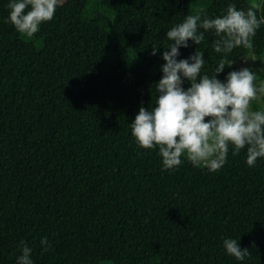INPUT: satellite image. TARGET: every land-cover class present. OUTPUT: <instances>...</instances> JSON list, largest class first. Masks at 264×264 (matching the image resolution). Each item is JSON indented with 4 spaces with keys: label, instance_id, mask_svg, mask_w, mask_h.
<instances>
[{
    "label": "trees",
    "instance_id": "1",
    "mask_svg": "<svg viewBox=\"0 0 264 264\" xmlns=\"http://www.w3.org/2000/svg\"><path fill=\"white\" fill-rule=\"evenodd\" d=\"M229 2L247 7L62 0L27 37L5 23L0 0V264H15L20 240L34 264H264V159L249 167L242 149L216 171L183 157L165 170L157 149L138 147L128 128L152 101L161 72L148 70L163 63L166 30L186 14L218 15ZM205 36L177 58L202 49L211 75L222 54ZM251 40L252 49L226 54L233 63L219 79L248 52L264 51V25ZM258 75L264 80V70ZM41 236L51 243L46 252ZM224 237L249 256L226 255Z\"/></svg>",
    "mask_w": 264,
    "mask_h": 264
},
{
    "label": "clouds",
    "instance_id": "2",
    "mask_svg": "<svg viewBox=\"0 0 264 264\" xmlns=\"http://www.w3.org/2000/svg\"><path fill=\"white\" fill-rule=\"evenodd\" d=\"M62 0H7L5 23L27 37H32L43 22L53 18ZM261 13L257 15V13ZM264 25V0H247V7L229 2L218 15L203 11L186 14L164 33L166 42L160 57L161 76L154 83L149 107L141 106L128 128L140 148L157 149L162 169L172 170L181 164V157L194 167L212 172L221 168L229 151L233 156L244 149L245 163L255 166L264 159V80H258L252 66L217 74L233 63L225 59L235 48L252 49L251 38ZM205 33L215 37L211 41L214 52L222 54L211 75L202 71L204 51L194 48L187 57L179 49L206 42ZM157 52L152 48V55ZM245 60H256L249 52ZM187 87H184V82ZM257 101V107L252 102ZM207 117V119H205ZM42 251L51 243L47 236L39 240ZM225 254L238 262L249 256L232 237L222 239ZM15 264H34L32 248L24 240L16 244Z\"/></svg>",
    "mask_w": 264,
    "mask_h": 264
},
{
    "label": "rangeland",
    "instance_id": "3",
    "mask_svg": "<svg viewBox=\"0 0 264 264\" xmlns=\"http://www.w3.org/2000/svg\"><path fill=\"white\" fill-rule=\"evenodd\" d=\"M248 54H249V52H248ZM248 54L245 57H247ZM254 55L257 57L256 60H254V61L253 60H247L246 61L245 58H242V59H240V60H238L236 62L237 67L239 69L241 67H244V66H247L248 64H250L252 66L253 70H256L257 71V78H258V80H263V79H261L259 77L258 74L261 71L264 70V51L261 54H254ZM132 63L142 65L143 64V60H142V58H139V57H136L135 58L134 57V58H132ZM160 65L161 64H157L156 66L150 68L148 70V73L150 75H153V74L157 73L158 71H160ZM99 71L102 72V73L105 72L106 71V66L101 67ZM261 99H264V97H262ZM252 107L253 108H256L257 107V101H253L252 102Z\"/></svg>",
    "mask_w": 264,
    "mask_h": 264
}]
</instances>
